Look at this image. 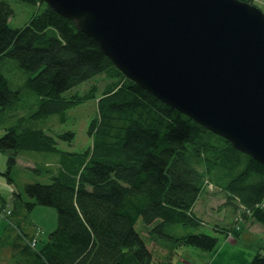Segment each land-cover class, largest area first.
<instances>
[{"label": "trees", "instance_id": "obj_1", "mask_svg": "<svg viewBox=\"0 0 264 264\" xmlns=\"http://www.w3.org/2000/svg\"><path fill=\"white\" fill-rule=\"evenodd\" d=\"M17 1L43 8L11 28L14 11L0 0V115L35 107L17 113L0 137V151L11 152L2 174L14 184L11 171L23 151L56 157L57 170L49 173L45 163L49 182L25 183L14 191L10 215L0 219L12 224L19 208L30 212L40 205L54 208L57 222L33 246L21 231L11 241L14 255L27 264H171L173 245L211 252L220 243L216 236L165 232L171 224L203 223L193 208L208 184L224 192L226 203L236 202L242 219L264 227L262 164L126 78L92 37L44 1ZM5 59L27 74L23 85L13 87L4 75ZM96 77L107 79L99 93L96 82L83 93L70 92ZM23 91L35 94L33 105L23 102ZM90 99H96L87 128L90 146L79 152L58 148L57 139H72L74 133L53 136L40 120L57 115L65 121L70 108ZM35 171L42 172L38 165ZM237 229L221 231L237 235ZM156 235L171 243L165 255L150 243L159 242ZM249 264H264V253H255Z\"/></svg>", "mask_w": 264, "mask_h": 264}, {"label": "water", "instance_id": "obj_2", "mask_svg": "<svg viewBox=\"0 0 264 264\" xmlns=\"http://www.w3.org/2000/svg\"><path fill=\"white\" fill-rule=\"evenodd\" d=\"M114 66L264 166V12L244 0H42Z\"/></svg>", "mask_w": 264, "mask_h": 264}, {"label": "rangeland", "instance_id": "obj_3", "mask_svg": "<svg viewBox=\"0 0 264 264\" xmlns=\"http://www.w3.org/2000/svg\"><path fill=\"white\" fill-rule=\"evenodd\" d=\"M7 1L14 11L13 15L8 19V24L11 28L23 26L27 23L33 13L43 8L39 5H31L17 0ZM252 1L254 5L258 6L264 12V0ZM1 69L13 87L23 85L27 74L17 66L15 61L5 59ZM94 82H96L99 87V93L104 83L107 82V79L96 77L75 86L70 92L77 91L83 93ZM35 99V94L30 91H23V102L26 106L30 104L33 105ZM34 107L35 105L21 109L17 111L18 114L13 111L15 115L9 110L2 112L0 115V137L5 133V128L16 122L17 115L27 113ZM95 110L96 99H90L70 108L66 112L65 121H60L57 115H51L44 118V120L42 119V121L40 120L39 126L42 127L46 133L53 136H55L56 133L72 131L74 133L72 139H57L58 148L67 151H83L91 144V138L87 134V128L90 120L95 114ZM10 153L11 152L9 151H0V196L6 200L7 205L12 207L13 192L22 190L25 183L49 182V174L46 173L43 168L45 163L49 168V173H54L57 169L54 167V160L56 157L44 152L23 151V153L18 155L16 165L11 171V177L14 179V184H10L2 174L6 169L7 157L10 156ZM37 165L42 172L35 171V166ZM202 194V197H199L194 204L193 211L203 223L197 227L171 224L165 229L167 234L180 236L188 233L203 232L218 237L219 242H229L230 240V242L232 241L233 243V241H236V247L239 250L241 249L242 252L246 251L251 255H254L257 252L264 253V227L262 225L252 220L249 221L242 219L240 217V207L235 209L233 206L236 202L233 199H230V203H226L224 192L212 184L204 186V192ZM6 216L7 215H5V217ZM56 217V211L54 208L38 205L30 212L26 211L24 208H19V212L11 217L14 224H11L7 220V222L0 223V264H27L21 255L17 253H15V255L13 254L11 241L15 240L18 234L25 232V241L27 244L33 246L38 240L47 238L46 234L43 233V230L40 227L47 229V231L52 229V227H55L56 225ZM137 227L143 232V234H145L141 221H139ZM233 227L239 228L237 229V235L234 233L226 235L225 232L221 231L222 228ZM155 238L158 239L159 242H156V244L150 242L155 247V251L158 253L164 252L166 254L169 251V244L171 243L159 235H156ZM197 249L198 248L196 247L188 245H173L174 253L171 255V261H174L175 264H178L180 260L196 261V256L193 251ZM228 262L230 263L231 261Z\"/></svg>", "mask_w": 264, "mask_h": 264}, {"label": "crops", "instance_id": "obj_4", "mask_svg": "<svg viewBox=\"0 0 264 264\" xmlns=\"http://www.w3.org/2000/svg\"><path fill=\"white\" fill-rule=\"evenodd\" d=\"M203 194L200 195L202 197ZM1 197V196H0ZM35 209V208H34ZM251 221V219H247ZM7 222L5 219H0V223ZM18 222V221H17ZM56 227V225H55ZM55 227L48 230L40 227L43 230V233L48 235ZM25 233V232H24ZM171 245H169L170 248ZM164 255L165 253L162 252ZM193 253L196 256V261L189 260H180L178 264H249L251 261V255L249 252H242L236 247V241L224 242L221 241L218 246L211 252L199 251V249L194 250ZM228 261H231L230 263ZM171 264H175L174 261H171ZM160 264V263H155Z\"/></svg>", "mask_w": 264, "mask_h": 264}, {"label": "built area", "instance_id": "obj_5", "mask_svg": "<svg viewBox=\"0 0 264 264\" xmlns=\"http://www.w3.org/2000/svg\"><path fill=\"white\" fill-rule=\"evenodd\" d=\"M263 205H264V203H263ZM10 209L9 208H7V206H2L1 204H0V217H5V215H9L10 214Z\"/></svg>", "mask_w": 264, "mask_h": 264}]
</instances>
